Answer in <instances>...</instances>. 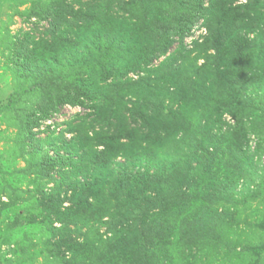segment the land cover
Returning <instances> with one entry per match:
<instances>
[{
  "label": "rangeland",
  "instance_id": "374dc122",
  "mask_svg": "<svg viewBox=\"0 0 264 264\" xmlns=\"http://www.w3.org/2000/svg\"><path fill=\"white\" fill-rule=\"evenodd\" d=\"M0 264H264V0H0Z\"/></svg>",
  "mask_w": 264,
  "mask_h": 264
},
{
  "label": "trees",
  "instance_id": "16d2710c",
  "mask_svg": "<svg viewBox=\"0 0 264 264\" xmlns=\"http://www.w3.org/2000/svg\"><path fill=\"white\" fill-rule=\"evenodd\" d=\"M211 35V36H210ZM212 37H213V34H211L210 32H209V35H208V39H211V41H213L214 40V38L212 39ZM61 102H65V100H60ZM123 180V182L124 183H128V184H132V185H134V186H139L140 184H142L143 183V179H141V181H138V180H136V178H135V180H129V179H127V178H123L122 179Z\"/></svg>",
  "mask_w": 264,
  "mask_h": 264
}]
</instances>
